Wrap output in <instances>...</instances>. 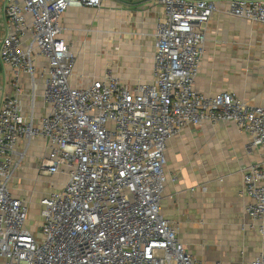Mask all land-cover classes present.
Wrapping results in <instances>:
<instances>
[{
    "label": "built area",
    "instance_id": "1",
    "mask_svg": "<svg viewBox=\"0 0 264 264\" xmlns=\"http://www.w3.org/2000/svg\"><path fill=\"white\" fill-rule=\"evenodd\" d=\"M100 3L5 0L0 62L11 69L13 93L0 105V264H201L159 201L168 141L203 123L231 122L248 135V150L261 152L243 168L242 191L251 227L264 239V106L194 87L216 2L157 0L151 82L129 84L106 72L73 85L75 56L60 37V19L71 6ZM228 12L264 23V0H230ZM22 76L30 100L40 88L47 104L39 119L23 112ZM38 137L47 151L38 173L59 178L38 200L39 227L29 229L28 200L14 196L11 181ZM249 264H264V253Z\"/></svg>",
    "mask_w": 264,
    "mask_h": 264
},
{
    "label": "crops",
    "instance_id": "2",
    "mask_svg": "<svg viewBox=\"0 0 264 264\" xmlns=\"http://www.w3.org/2000/svg\"><path fill=\"white\" fill-rule=\"evenodd\" d=\"M214 1L217 9L204 27V54L194 87L204 95L229 90L264 106V23L230 14V0ZM4 4L0 0V43L7 33ZM161 15L157 0H101L96 7L67 8L60 19V37L75 56L71 83H86L106 72L129 84L151 82L154 31ZM95 60L103 61L99 73L90 69ZM27 82L22 76L23 112L39 119L48 107L40 88L30 100ZM12 93L11 69L0 62V105ZM247 141L246 133L224 122L186 126L167 143L160 213L177 227L185 249L201 264H249L264 253V239L244 210L250 198L242 191L243 168L262 159L259 149L248 150ZM46 152L42 138L28 145L24 174L32 182ZM47 187L34 199L45 195L51 189ZM12 191L22 196L17 187Z\"/></svg>",
    "mask_w": 264,
    "mask_h": 264
},
{
    "label": "rangeland",
    "instance_id": "3",
    "mask_svg": "<svg viewBox=\"0 0 264 264\" xmlns=\"http://www.w3.org/2000/svg\"><path fill=\"white\" fill-rule=\"evenodd\" d=\"M102 65H103V61L95 60V62L90 65V69L91 71L94 70V72L99 73L101 70H103ZM25 159L22 160L21 166L18 169L20 173L17 179L15 178L16 175L14 174V177L11 181V187H14V188L17 187V193L22 195L28 200L29 210L27 213V218L25 220V225L29 229H34V228L39 227L41 223V217L38 213L39 209L37 206L38 200L34 199V196L44 191L47 185H51V182L55 180L57 182V178L55 176L45 177L43 175H40L37 172L38 173L36 174L37 177L35 181L32 182L33 178L31 179V176H30V178L28 179L25 177V174H24L28 170L27 166L24 165Z\"/></svg>",
    "mask_w": 264,
    "mask_h": 264
}]
</instances>
